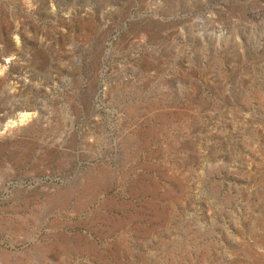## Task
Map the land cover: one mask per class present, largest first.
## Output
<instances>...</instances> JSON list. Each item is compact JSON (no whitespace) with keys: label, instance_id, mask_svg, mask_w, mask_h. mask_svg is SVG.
Masks as SVG:
<instances>
[{"label":"rangeland","instance_id":"374dc122","mask_svg":"<svg viewBox=\"0 0 264 264\" xmlns=\"http://www.w3.org/2000/svg\"><path fill=\"white\" fill-rule=\"evenodd\" d=\"M0 264H264V0H0Z\"/></svg>","mask_w":264,"mask_h":264},{"label":"bare ground","instance_id":"6f19581e","mask_svg":"<svg viewBox=\"0 0 264 264\" xmlns=\"http://www.w3.org/2000/svg\"><path fill=\"white\" fill-rule=\"evenodd\" d=\"M4 257V256H3ZM4 261V260H3ZM4 263H5V261H4Z\"/></svg>","mask_w":264,"mask_h":264}]
</instances>
